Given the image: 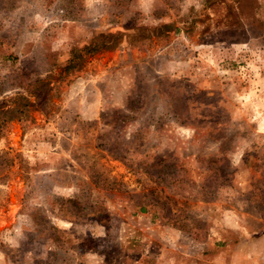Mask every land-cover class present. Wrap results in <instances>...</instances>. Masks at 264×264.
<instances>
[{"label": "rangeland", "instance_id": "rangeland-1", "mask_svg": "<svg viewBox=\"0 0 264 264\" xmlns=\"http://www.w3.org/2000/svg\"><path fill=\"white\" fill-rule=\"evenodd\" d=\"M24 103L0 264H264V0H0Z\"/></svg>", "mask_w": 264, "mask_h": 264}, {"label": "trees", "instance_id": "trees-1", "mask_svg": "<svg viewBox=\"0 0 264 264\" xmlns=\"http://www.w3.org/2000/svg\"><path fill=\"white\" fill-rule=\"evenodd\" d=\"M23 100H25V98ZM30 106H31L30 103H24L20 110L18 109L17 105H15L14 107H8V108H5L3 110H0V128L8 119H11L13 117L12 115L16 112H18L19 114H22L24 118L27 117L28 107H30ZM34 106H35V104H32V107H34ZM3 154L7 155L8 153L3 152ZM3 167L4 166H0V174L4 171Z\"/></svg>", "mask_w": 264, "mask_h": 264}]
</instances>
